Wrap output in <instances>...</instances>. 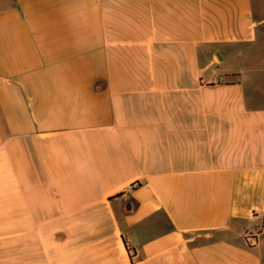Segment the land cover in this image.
Instances as JSON below:
<instances>
[{"label":"crops","instance_id":"crops-1","mask_svg":"<svg viewBox=\"0 0 264 264\" xmlns=\"http://www.w3.org/2000/svg\"><path fill=\"white\" fill-rule=\"evenodd\" d=\"M263 32L255 0H0V264H264Z\"/></svg>","mask_w":264,"mask_h":264},{"label":"rangeland","instance_id":"rangeland-1","mask_svg":"<svg viewBox=\"0 0 264 264\" xmlns=\"http://www.w3.org/2000/svg\"><path fill=\"white\" fill-rule=\"evenodd\" d=\"M255 3H256V6H259L260 3H261V4L264 3V0H255ZM263 36H264V32L262 33V38H263V40H262L261 44H259V45L255 48V50H254V52L256 53V55H264V37H263ZM246 64H247V63H242V60H240V61H236V65H238V66L245 67ZM255 64H256V63H255Z\"/></svg>","mask_w":264,"mask_h":264}]
</instances>
